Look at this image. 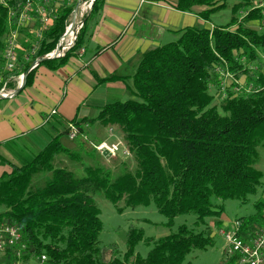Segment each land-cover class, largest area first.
<instances>
[{"label":"trees","instance_id":"trees-1","mask_svg":"<svg viewBox=\"0 0 264 264\" xmlns=\"http://www.w3.org/2000/svg\"><path fill=\"white\" fill-rule=\"evenodd\" d=\"M24 2L0 3V89L14 88L11 80L56 46L77 0H64L59 7L53 0L44 3L51 20L40 38L37 13L20 21ZM103 2L92 1L63 57L38 65L56 70L80 50L85 22ZM170 5L183 12L202 7L199 16L208 22L227 3L174 0ZM230 9L226 24L177 29L176 40L144 51L131 74L114 72L99 79H122L128 97L109 100L94 119L75 116L24 163L0 175V222L21 228L26 244L22 264L42 253L46 259L41 264H182L193 250L214 245L215 233L206 219L220 217L226 200L247 203L264 191V171L256 167L264 157V0H233ZM10 29L17 30V48L15 65L8 69ZM34 73L29 71L22 90L32 84ZM247 84H252L249 90ZM70 124L77 132L67 147L60 138L69 134ZM109 130L128 152L119 151L111 164L95 148L113 138ZM96 194L120 203L119 212L153 203L168 226L178 215L196 218L193 227L180 224L176 232L155 239L130 224L120 250L116 243L102 245L98 239L103 223ZM234 221L239 224L236 234L251 239L264 227V199L259 196L254 212ZM201 225L205 227L199 229ZM140 242L152 244L144 257L136 252ZM238 258L227 249L218 264H239Z\"/></svg>","mask_w":264,"mask_h":264},{"label":"crops","instance_id":"crops-1","mask_svg":"<svg viewBox=\"0 0 264 264\" xmlns=\"http://www.w3.org/2000/svg\"><path fill=\"white\" fill-rule=\"evenodd\" d=\"M53 1L59 7L64 0ZM173 1L104 0L98 13L85 22L80 50L56 70L36 65L31 85L15 96L0 99V175L24 163L32 154L30 150H40L75 116L94 119L105 103L127 92L120 78L105 82L99 79L114 72L120 76L131 74L140 55L163 43L164 35L204 22L199 16L202 7L183 12L170 5ZM11 82L15 87L5 86L4 92L17 87L15 78ZM19 139H25L21 148L10 149L9 145ZM211 219L220 234L235 222L224 212ZM218 220L220 225H216Z\"/></svg>","mask_w":264,"mask_h":264},{"label":"rangeland","instance_id":"rangeland-1","mask_svg":"<svg viewBox=\"0 0 264 264\" xmlns=\"http://www.w3.org/2000/svg\"><path fill=\"white\" fill-rule=\"evenodd\" d=\"M76 0H71L73 2ZM233 0H226L227 6L211 15L210 21L201 22L199 26H216V25H224L226 24L231 16L230 4ZM91 0H81L80 4H83L85 10L82 11V14H78L79 10L76 13L77 21L83 19V16L89 11V5ZM73 13L70 16L69 22L72 21ZM68 22V23H69ZM175 31V30H174ZM174 31H170L163 37V43L176 40L178 35L174 33ZM6 93V92H5ZM121 100H125L128 97L127 92L121 93ZM119 94V95H121ZM115 99V98H112ZM113 133V138L109 139V141L113 142H121L122 140L120 136ZM55 135V134H54ZM52 135V136H54ZM51 136V137H52ZM25 139H19V141L13 142L9 145L10 149H20L21 142ZM60 141L63 145L70 147L72 146V140L69 135L63 134L60 138ZM123 146V145H122ZM122 150V149H121ZM32 154L35 151L30 150ZM37 151V150H36ZM261 155L264 156V152L260 150ZM29 154L30 156L32 155ZM121 154V153H120ZM126 155V154H125ZM105 163L111 164L112 159L106 158L104 160ZM65 164L68 163L67 158L65 159ZM257 168L264 171V157L256 165ZM261 196L264 199V192L259 191L256 196H251L250 200L247 203H241L238 200H226L224 202V214H226L231 221L238 217H247L251 213L254 212V201ZM94 199L100 209V219L102 220V229L99 233L98 239L102 245L109 243H116L120 250L125 249V233L130 224L135 225L138 228L143 229V233L145 237L151 238H159L164 235H167L171 232H176L178 226L180 224H186L189 227H193V223L195 221V215L193 214H185L178 215L174 217L171 226L166 225L167 219L160 213H158L155 205L153 203L146 206H137V207H127L124 208L121 212L117 210V206H120V203L114 204L111 201L105 199L103 196L96 194ZM206 222L210 224L212 227L215 225L212 224L213 219L207 218ZM233 224H231L232 228ZM205 225H201L199 229H203ZM230 228V229H231ZM214 233V245L209 246L204 250H193L189 253L182 264H218L223 257V254L226 249V240L222 234L218 231L216 232L215 228H213ZM152 247V244H145L144 242H140L136 246V252L140 254V256H146L148 250ZM30 264H41L36 260L30 261Z\"/></svg>","mask_w":264,"mask_h":264},{"label":"built area","instance_id":"built-area-1","mask_svg":"<svg viewBox=\"0 0 264 264\" xmlns=\"http://www.w3.org/2000/svg\"><path fill=\"white\" fill-rule=\"evenodd\" d=\"M48 1L49 0H44V2L41 4H34V2H32L31 0H25L22 5V13L20 14L21 22L29 21L31 17L30 12L32 13V11L40 16L38 20L40 26L37 29L38 38H40L41 30L51 20V14L46 10L44 4H47ZM2 2L3 0H0V3ZM13 15L14 13L9 12L10 17H12ZM68 22L69 21H67V24L65 26V30H68V34L64 38L60 36L57 40L56 46L51 51L45 53L42 57H47L49 59L63 57L67 53V51L74 45L77 34L82 27L83 22L82 20L76 21L73 25H71V21L69 23ZM37 46V43L33 44L31 52H35ZM16 48L17 30L10 29L9 36L6 40L5 50V66L8 69L13 68L15 65ZM37 59L38 58L33 61L32 68L37 65ZM14 78L16 79L18 84L20 82L21 74ZM251 86L252 84H247L245 89L249 90ZM0 93H5L4 86L0 89ZM51 113H55V110H52ZM76 132V127L70 124L68 134L69 137H74ZM122 145L123 144H121V142L102 141L98 143L95 148L102 155H104V157L112 158L116 154H118L119 151H122L126 155L128 154V152L123 148ZM238 225L239 224L237 222H234L231 229L224 230L222 233L226 240L228 250L239 256V264H264V227L254 232V235L251 239L244 240L236 234ZM22 237L23 235L21 232V228L18 225L0 222V264H22L21 257L23 252L26 250V244L23 241ZM45 259L46 255L42 253L39 255V257H37L36 260L39 263H43Z\"/></svg>","mask_w":264,"mask_h":264},{"label":"water","instance_id":"water-1","mask_svg":"<svg viewBox=\"0 0 264 264\" xmlns=\"http://www.w3.org/2000/svg\"><path fill=\"white\" fill-rule=\"evenodd\" d=\"M80 1H81V0H77L75 6H74V8H73V11H72V13H73V17H72L71 25L74 24V21H73V20H74V18H75V16H76V13H77V11H78ZM92 1H93V0H92ZM92 1L90 2L89 9L91 8ZM88 14H89V11H88ZM82 22H83V20H82ZM67 34H68V30L66 29V30L63 32V34L61 35L62 38H64ZM45 59H48V58H47V57H41V58H38V59H37V65H38L41 61H43V60H45ZM32 64H33V63H32ZM32 64L30 65V67H29L25 72H23V73L21 74L20 82L17 84V87H16L14 90L10 91V92H7V93H0V99L15 96V95H17V94L22 90V88L24 87V84H25L26 76H27V74L29 73V71L32 70V66H33Z\"/></svg>","mask_w":264,"mask_h":264},{"label":"bare ground","instance_id":"bare-ground-1","mask_svg":"<svg viewBox=\"0 0 264 264\" xmlns=\"http://www.w3.org/2000/svg\"><path fill=\"white\" fill-rule=\"evenodd\" d=\"M78 10H79L78 14H81V13H82V11H83V10H85V7H84V5H83V4H81V5L79 6ZM73 21H74V22H76V21H77V17H76V16H75V18H74V20H73Z\"/></svg>","mask_w":264,"mask_h":264}]
</instances>
